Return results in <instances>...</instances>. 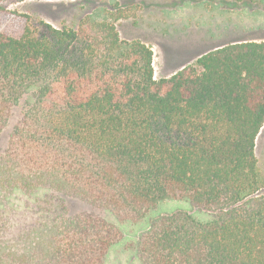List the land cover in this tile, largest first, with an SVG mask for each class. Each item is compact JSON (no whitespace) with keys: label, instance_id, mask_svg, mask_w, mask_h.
Segmentation results:
<instances>
[{"label":"trees","instance_id":"obj_1","mask_svg":"<svg viewBox=\"0 0 264 264\" xmlns=\"http://www.w3.org/2000/svg\"><path fill=\"white\" fill-rule=\"evenodd\" d=\"M134 15L0 33V135L26 102L0 152V264H107L125 230L103 213L144 227L125 245L139 264H264V41L155 79L116 25ZM167 201L207 219L153 215Z\"/></svg>","mask_w":264,"mask_h":264},{"label":"rangeland","instance_id":"obj_2","mask_svg":"<svg viewBox=\"0 0 264 264\" xmlns=\"http://www.w3.org/2000/svg\"><path fill=\"white\" fill-rule=\"evenodd\" d=\"M4 7L5 11L0 13V33L15 38L21 37L25 28L37 20L57 27H77L88 14L97 20L117 9L135 14L116 25L122 40H141L152 48L155 79L169 78L224 45L264 41V0H5ZM25 103L14 110L8 127L0 135V152L7 149ZM256 157L264 172V128L256 142ZM69 204L72 212L91 211L80 201L71 200ZM177 211L207 219V215L192 210L183 201L164 202L153 215ZM102 216L125 230L124 239L113 248L107 264H139L125 245L141 234L144 227H123L110 213Z\"/></svg>","mask_w":264,"mask_h":264}]
</instances>
